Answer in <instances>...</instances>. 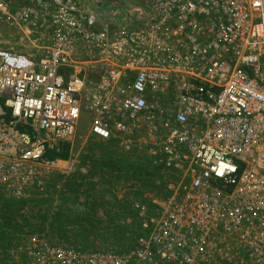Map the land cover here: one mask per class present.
I'll use <instances>...</instances> for the list:
<instances>
[{
	"label": "built area",
	"instance_id": "1",
	"mask_svg": "<svg viewBox=\"0 0 264 264\" xmlns=\"http://www.w3.org/2000/svg\"><path fill=\"white\" fill-rule=\"evenodd\" d=\"M105 16L80 0H0V21L32 35L30 53L0 49V188L18 201L61 191L77 156L59 155L87 113L90 135L146 150L171 192L134 201L130 250L29 236V264H264V0Z\"/></svg>",
	"mask_w": 264,
	"mask_h": 264
},
{
	"label": "rangeland",
	"instance_id": "2",
	"mask_svg": "<svg viewBox=\"0 0 264 264\" xmlns=\"http://www.w3.org/2000/svg\"><path fill=\"white\" fill-rule=\"evenodd\" d=\"M6 1L11 9H17L27 6L31 0ZM80 1L118 22L127 18L131 8L143 6L147 0ZM20 29L0 21L1 50L20 54L32 51L29 40L24 39ZM26 34L32 38L28 31ZM88 122V114H81L71 148H67V157L79 153L81 163L77 175L81 167L86 169L88 161L92 170L99 171L102 176L92 173L85 180L77 178L79 182L74 177L60 179L62 188L58 193L50 192L45 197L20 201L13 200L0 188V264H29L30 244L26 243L29 236L46 239L54 246L98 251L130 250L140 234L134 201L142 199L147 189L154 191L159 198L170 194L172 177L150 168L146 150L125 152L116 138L103 140L90 135ZM97 185L96 191L111 190L112 195L107 201L102 196H87L86 192ZM123 190L129 193L124 194ZM89 205L92 211H86Z\"/></svg>",
	"mask_w": 264,
	"mask_h": 264
},
{
	"label": "crops",
	"instance_id": "3",
	"mask_svg": "<svg viewBox=\"0 0 264 264\" xmlns=\"http://www.w3.org/2000/svg\"><path fill=\"white\" fill-rule=\"evenodd\" d=\"M21 30V32H22V34H24V39H27V34H26V32H27V29L26 28H21L20 29ZM32 36V35H31ZM75 155L77 156V169H78V167L80 166V155H79V153H75ZM86 164H87V167H86V169H87V171L88 172H86V169L84 168H82L81 167V169H80V173H78V175L76 174V176H74V178H84V180L85 179H87V178H89V176H90V174H92L93 173V175L95 174V175H97V177H99V176H102V174H98V172L99 171H94V170H92V168L90 167V164H89V162L88 161H86ZM90 168H91V170H90ZM85 170V171H84ZM91 171V172H90ZM105 174H107L106 173V170L105 169H103L102 170ZM77 181H78V179H77ZM79 182V181H78ZM136 184L138 185V182H136ZM95 188H98V185L97 186H95L94 187V189H90V190H88L86 193H87V196H89V197H95V196H102L103 198H104V200L105 201H107L108 199H109V196H111L112 194H111V190H108V189H104V190H102V189H99V190H95ZM134 190H136V189H134ZM123 193L124 194H127V193H129L127 190H123ZM123 193H121V194H117L118 195V198L123 194ZM89 200H90V198H89ZM94 203V202H93ZM89 204V203H88ZM90 206V205H89ZM93 210V208H92V206H90V207H87L86 208V211H92Z\"/></svg>",
	"mask_w": 264,
	"mask_h": 264
},
{
	"label": "trees",
	"instance_id": "4",
	"mask_svg": "<svg viewBox=\"0 0 264 264\" xmlns=\"http://www.w3.org/2000/svg\"><path fill=\"white\" fill-rule=\"evenodd\" d=\"M67 155H68V154H67V148H65V149H63V150L61 151L59 157L65 159V158H67Z\"/></svg>",
	"mask_w": 264,
	"mask_h": 264
}]
</instances>
